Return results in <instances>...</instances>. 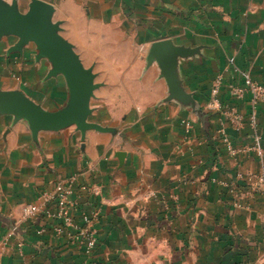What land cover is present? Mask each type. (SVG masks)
Here are the masks:
<instances>
[{
    "label": "crops",
    "instance_id": "1",
    "mask_svg": "<svg viewBox=\"0 0 264 264\" xmlns=\"http://www.w3.org/2000/svg\"><path fill=\"white\" fill-rule=\"evenodd\" d=\"M4 1L23 14L31 2ZM44 1L93 70L87 123L99 129L37 128L25 110L67 113L73 88L33 43L20 54L17 38L0 37V264H264V188L249 178L264 171V103L250 93L232 99L229 89L246 74L264 88V0ZM89 25L107 51L118 47L106 56L117 63L109 80L72 32ZM162 40L184 52L180 97L151 57ZM219 75L224 105L245 116L241 131L206 111ZM75 175L97 194L71 198L73 229L58 233L60 222L45 215L21 222L26 205L55 197ZM82 213L96 231L91 255L72 239L86 226Z\"/></svg>",
    "mask_w": 264,
    "mask_h": 264
},
{
    "label": "water",
    "instance_id": "2",
    "mask_svg": "<svg viewBox=\"0 0 264 264\" xmlns=\"http://www.w3.org/2000/svg\"><path fill=\"white\" fill-rule=\"evenodd\" d=\"M54 15V6L44 0H31L25 14L19 11L17 1L8 3L0 0V37L17 38L19 42L15 52L20 54L26 45L33 43L39 53L38 59H47L53 65L54 73L64 75L73 88L74 106L67 113L25 110L33 124L39 129L50 131H60L75 125L84 134L88 129H99L87 123L91 115V98L96 89L95 76L91 68L83 65L75 47L62 36L60 23L54 21ZM183 54L182 49L175 48L168 40L155 43L151 51V57L157 58L173 95L178 97L180 89L175 71L177 59ZM182 96L183 99L190 98L185 93ZM198 113L204 116L202 111Z\"/></svg>",
    "mask_w": 264,
    "mask_h": 264
},
{
    "label": "built area",
    "instance_id": "3",
    "mask_svg": "<svg viewBox=\"0 0 264 264\" xmlns=\"http://www.w3.org/2000/svg\"><path fill=\"white\" fill-rule=\"evenodd\" d=\"M222 85L223 77L219 75L214 81L206 111L207 113H224V115H226L235 126H240L242 117L238 112V108L234 106L227 107L221 101L220 92ZM230 87L234 99H243L245 94L251 93L255 101H264V88L254 83L247 74L245 75L244 85H233ZM77 179L76 175L67 179L62 189L55 197L45 196L44 201L39 205H26L22 210L21 222H25L37 215H45L49 219L60 222V226L55 229L56 232L61 233L63 229H73L75 223L72 212L77 203L75 199L71 200V198L76 195V192L80 191L89 193L90 195L97 194L92 187H87L85 185L77 186ZM259 179L261 182H264V177H260ZM82 214V219L86 226L79 229L77 234L74 237L72 236V239L80 244V248L84 250L86 255H91L97 246L96 231L92 228L93 219H91L87 213ZM18 229L17 222L11 227L10 235L13 236Z\"/></svg>",
    "mask_w": 264,
    "mask_h": 264
},
{
    "label": "rangeland",
    "instance_id": "4",
    "mask_svg": "<svg viewBox=\"0 0 264 264\" xmlns=\"http://www.w3.org/2000/svg\"><path fill=\"white\" fill-rule=\"evenodd\" d=\"M54 21L60 23L61 34L63 36V33H64L63 25H64V23L61 22V21L56 20L55 19V15H54ZM92 29H93V27H91V25H89V29L88 30L87 29H85V30H78L76 28V29H73L72 32L75 33L77 35V37H79V39H77L78 41H82L83 42V45L82 46H79L78 48L80 50H85V55L86 56H87V54H91L92 59H95V60H98L99 61L97 66L99 67V69H102L104 71V73H103L104 78H106V79L109 80L111 78L110 76L113 75V72H115V68H113V65H115L117 63H115L113 61H106V56H107L108 53L109 54L112 53V52L118 53V47L112 46V47H110L109 51H107L105 49V47L102 46V43L103 42H101V43L100 42H97L98 40L99 41H102L101 40L102 38L99 37V35H100L99 30L96 29V28H95V30H92ZM95 32H96V34H95ZM113 37H116L115 39H118V37L115 36V35ZM94 43H95V45H94ZM97 43L99 45H96ZM125 48L127 49L128 46L126 45ZM101 49L103 50V53L102 54L99 51ZM131 50H132V47H131ZM130 52H132V51H130ZM230 88L231 87H229V89ZM231 95H232V93H231ZM232 99H234V98L232 97ZM235 100H238L239 101V100H242V99H235ZM251 103L254 104V105H257V104L264 103V101H255L254 100V97L251 96ZM227 107H229V106H227ZM234 107H237V106H234ZM238 112H239V114L242 117V122H241V125L240 126H235L231 122V120L228 119V117H226V115H224V113L210 112V114H220V116L225 117V119L233 127L234 130L241 131V130L244 129L245 116L239 111V109H238ZM250 123H251V126H254L256 124L254 115L252 116ZM221 135H223L224 142L226 143V147H227L228 152L231 153V155H236L237 153H236V149H235V147L233 145V142L230 141V139L228 137H226V135H225V133L223 131H221ZM260 177L261 178L264 177V171L261 172V173H258V174H250L249 175V178L255 180L257 183H259L258 185H260L256 192L261 191L260 187H263L264 188V182H261L260 181V179H259ZM237 178H238V180H240L241 179V176L238 175ZM238 196L239 195H236V197H238Z\"/></svg>",
    "mask_w": 264,
    "mask_h": 264
}]
</instances>
